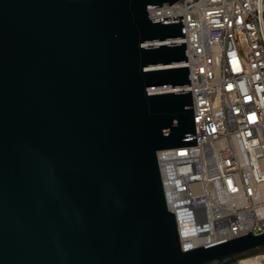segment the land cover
Instances as JSON below:
<instances>
[{"label": "water", "instance_id": "water-1", "mask_svg": "<svg viewBox=\"0 0 264 264\" xmlns=\"http://www.w3.org/2000/svg\"><path fill=\"white\" fill-rule=\"evenodd\" d=\"M176 0H0V264H235L264 231L184 248L158 151L197 143Z\"/></svg>", "mask_w": 264, "mask_h": 264}, {"label": "built area", "instance_id": "built-area-1", "mask_svg": "<svg viewBox=\"0 0 264 264\" xmlns=\"http://www.w3.org/2000/svg\"><path fill=\"white\" fill-rule=\"evenodd\" d=\"M151 17L183 14L197 143L160 149L169 207L184 248L264 231V0H176L148 7Z\"/></svg>", "mask_w": 264, "mask_h": 264}, {"label": "bare ground", "instance_id": "bare-ground-1", "mask_svg": "<svg viewBox=\"0 0 264 264\" xmlns=\"http://www.w3.org/2000/svg\"><path fill=\"white\" fill-rule=\"evenodd\" d=\"M264 254H256L253 256L242 258L240 261H238L235 264H264L262 262V256Z\"/></svg>", "mask_w": 264, "mask_h": 264}, {"label": "rangeland", "instance_id": "rangeland-1", "mask_svg": "<svg viewBox=\"0 0 264 264\" xmlns=\"http://www.w3.org/2000/svg\"><path fill=\"white\" fill-rule=\"evenodd\" d=\"M260 254H264V253H260ZM262 262L264 263V255L262 256Z\"/></svg>", "mask_w": 264, "mask_h": 264}]
</instances>
